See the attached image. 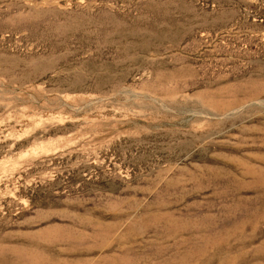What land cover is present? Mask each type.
I'll return each mask as SVG.
<instances>
[{
    "label": "rangeland",
    "instance_id": "374dc122",
    "mask_svg": "<svg viewBox=\"0 0 264 264\" xmlns=\"http://www.w3.org/2000/svg\"><path fill=\"white\" fill-rule=\"evenodd\" d=\"M0 264H264V0H0Z\"/></svg>",
    "mask_w": 264,
    "mask_h": 264
},
{
    "label": "bare ground",
    "instance_id": "6f19581e",
    "mask_svg": "<svg viewBox=\"0 0 264 264\" xmlns=\"http://www.w3.org/2000/svg\"><path fill=\"white\" fill-rule=\"evenodd\" d=\"M256 99V98H255ZM258 100V99H257ZM259 100H261L260 98H259ZM262 101V100H261ZM254 102H255V100H254ZM256 102H258V101H256ZM261 103V102H260ZM263 103V102H262ZM252 104H253V102H252ZM258 104V103H257ZM238 111V110H237ZM225 117V116H224Z\"/></svg>",
    "mask_w": 264,
    "mask_h": 264
}]
</instances>
